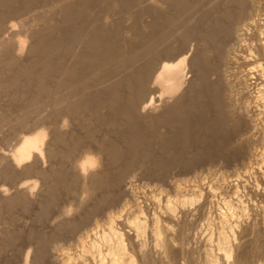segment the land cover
Wrapping results in <instances>:
<instances>
[{
  "label": "bare ground",
  "instance_id": "obj_1",
  "mask_svg": "<svg viewBox=\"0 0 264 264\" xmlns=\"http://www.w3.org/2000/svg\"><path fill=\"white\" fill-rule=\"evenodd\" d=\"M29 18L39 26L31 28ZM18 24L33 38L30 50L37 58L27 68L35 71L29 83L38 87L39 92L30 93L15 117L0 113V125L6 124L11 130L33 127L30 133L25 130L29 134L21 135L18 141V136H14L18 143L8 158L13 164L29 159L20 167L22 172H35L51 181L46 186L48 197L43 201L42 217L55 203L58 189L72 196L70 200L66 198L67 204L58 206L60 210L54 219L57 233L54 230L50 236L42 233L37 236L39 255L51 244L50 239L63 235L72 239L74 247L61 248L60 264H132L135 251L145 252L141 241L146 230L168 252L170 243L163 238L162 229L177 217L178 208L184 209L199 196L205 199L218 194L224 210L217 212L213 247H207L202 254L203 262L196 264H219V258L223 264H248L243 259L245 253H240L242 259L237 258V253L233 260L228 259L234 243L231 236L242 215V209L233 202L238 186L231 184V178L224 175L215 179L217 186H213L215 182L210 185L212 180L205 181L208 185L204 188L197 176L193 175L191 181L186 179L190 183L184 186L183 178L182 183L178 178L177 194L173 196L159 188L161 191L152 197L155 204L162 198L163 205L158 206H162L165 216L156 214L155 208L148 216L144 213L149 209L144 210L146 198L136 191L124 197L121 189L123 180L127 182L124 177L131 172L128 177L132 178L137 165L146 164L145 171L154 172L161 179L171 165H190L192 159L226 162L238 152L232 147L236 141L252 144V138L263 129L253 121L260 119L255 110L264 107V0H0V46L11 55L24 49L26 36L21 38L18 31L12 39L2 35L10 36ZM63 89L65 92H61ZM66 116L69 123L63 119ZM71 117H75V133L66 135L64 127H68ZM261 137L262 141L264 132ZM52 140L58 144L56 149L55 145L53 149L49 147ZM249 148L246 158L255 161H245L248 164L244 162L243 171L251 168L255 174L262 169L264 153L257 145ZM59 153L67 159H76L74 172L63 170L60 165L46 171L37 167L35 161L45 159V154L52 158ZM239 174L236 176L243 175ZM179 232L183 235L182 230ZM9 238L6 235L5 241ZM128 249L133 251L132 255ZM148 262L144 259L142 264Z\"/></svg>",
  "mask_w": 264,
  "mask_h": 264
},
{
  "label": "rangeland",
  "instance_id": "obj_2",
  "mask_svg": "<svg viewBox=\"0 0 264 264\" xmlns=\"http://www.w3.org/2000/svg\"><path fill=\"white\" fill-rule=\"evenodd\" d=\"M165 6H167V5L163 4V7L169 10V7L168 6L165 7ZM41 12H43V11L41 10ZM30 15H33L32 12L30 13ZM31 20H32L31 18L28 19L31 28L39 26V23L37 21H34V22L32 21L31 22ZM48 20H50V19H48ZM48 22L49 21H47L46 24ZM18 27H19V29H18ZM17 29L13 30V32L16 31L14 34H12L13 32L10 34L11 37L7 36V35H9L7 33L5 34V36L2 35V37H9V38L12 39V37L13 38L17 37V35L20 36L21 38H24V36H26L24 38L25 41H26L25 42V47L22 50V51H24V53L21 51V52H19V54L16 53L15 55H11L10 52L6 51L7 49L2 48L3 45L0 46V113L6 112V114L7 115L9 114V116H11L12 118L15 117L16 115H18L17 113L19 112V110H18L19 107H21L22 105L26 104L25 102L28 101L27 99L29 98L30 93H32V92L34 93V91L36 93V91L39 89L38 87H34L33 85H31L29 83V80H30L29 78H31V76L33 75V73H35V71H32L33 69L29 70V68H27L31 64L32 60L37 58L36 57L37 55L32 53L31 50H30L31 49L30 45H31V43L33 41V38L29 34H27L26 32H23V30H22V28H21V26L19 24L17 26ZM17 31H18V34L16 35ZM22 33H24L25 35L22 34ZM13 35H15V36H13ZM9 38H5V40H7V39L9 40ZM25 49H26V52H25ZM6 54L7 55L10 54L11 57H10V55H8V57H7ZM1 55H3V56L1 57ZM14 59H17V60H14ZM28 59H30V60H28ZM3 60H4V62H2ZM26 60H27V62H26ZM14 61H15V63H14ZM18 61H19V63H18ZM28 62H29V64H28ZM16 64H18V65H16ZM24 68H26V69H24ZM12 73H14V74H12ZM26 75L28 76V78H27ZM33 77H34V75H33ZM1 80H4V82L1 81ZM53 81H55L54 77H53V79L52 78L50 79V82L52 84L55 83ZM10 82H11V84H10ZM2 85H4V87H2ZM37 92H39V91H37ZM61 92H65V90L63 89ZM25 98H26V100H25ZM12 99H14V100H12ZM32 107L34 108V105ZM32 107L30 106V108H32ZM31 110L29 111L28 115L31 114ZM259 110L260 111L255 110V113L258 112L257 117H260V119H257V121L256 120L253 121V123L257 122V126H259L261 128L263 127V129H261L260 132H258L256 134V136H254L252 138L253 140L250 139L252 141V144H251V142L249 144L251 145V147H254L255 145H257V148L260 147L259 150L262 149L263 153H264V146H262V145H264L263 144L264 143V139L262 140L263 142L261 141V139L263 138L261 136H262V134L264 132L263 131L264 130V107L259 109ZM259 113H261V115ZM32 114H33V112H32ZM32 114L30 115V119L32 118L31 116H33ZM68 117L66 116V117L63 118V119H65V118L67 119V123H69ZM74 118L75 117H71V121H70V124H68V127H66L67 125L64 127L66 130L64 129L63 133H66V135H68L69 133H72V131H73V133H75L74 132L75 131V122H74L75 120H74ZM5 126H7V125L3 124V123H1V125H0V198L2 197L0 199V234H1L0 235V243L4 242L3 244H0V246H1L0 247V264H23V263L24 264H54V263H56V261L58 259H59L57 261L58 263H56V264H60V255H59V253L61 252L62 249L63 250H65L67 248H71L72 249V247H74V242L72 241V239L63 238V235H59L58 237L52 238L54 240L50 239L48 244L51 243L52 245L50 244L51 246L50 245H48V247L46 246L47 249L44 250L45 252L43 251V253H41V254H43L41 256V255H39V246H40V244H39V242L37 240V236L40 233L48 235V236H50L51 234H54L55 231H56L55 233H57L58 226H56L57 224H56V221L54 220L57 217H55V216H56L57 212L60 210V208L64 204H67L68 200H70V198L72 196L64 195L65 192H63L62 189H58V192L55 195L56 196L55 198H57L56 199L57 203H56V200H55L56 205H55V203H53V205L50 206L49 209H47L48 212L46 211V213H45L46 215L43 216L44 218L41 216V211L43 209V203H44L43 201H45V199L48 197V194H47V191H46L47 190L46 186H48L51 183V181H49V179H47V177H44L43 175H40V174H39V176H40V178H39L38 174L36 175L35 172L34 173L33 172H28V173L22 172L20 167H22V165L25 164V162L28 163L29 159L27 161L21 162V164H16V163L13 164V162L10 161L11 159L8 158V155L11 153L10 151H13L15 149V147L17 145L16 143H18L17 141L19 140L20 136L23 135V134H29L33 127L30 125L31 126V127H29L30 129L22 127L23 129L20 128L21 130L19 128H17V130H11L8 126H7L8 128L5 127ZM67 128H69V129H67ZM25 130L29 131V133L27 131H25ZM47 132H49V131H47ZM259 134H261V135H259ZM14 136H16V137L18 136L17 141H16V137H14ZM47 138L49 140V135H47ZM240 142L241 141H239V142L236 141V143L232 145V147H234V149L236 147L235 151L238 150L237 153L240 152V156L237 155V153H235L236 155L233 154L232 158L230 160L227 159L228 161H226V162H225L224 159H221V160L220 159H208V160H206V159H192L193 161H191L192 164H190V165H187V164H184V163H181V164L177 163L176 165L175 164L171 165V166H174V167L169 166L168 168H170V169L169 170H168V168L166 169V173L168 172L169 174L168 173L167 174L166 173L163 174L164 176H162L161 179L159 178L158 175H157L158 176V178H157V176L153 174L154 172L148 173L147 171H145L144 168H145L146 164H144V166L143 165H141V166L137 165L138 167L137 166L135 167L136 170L134 169L133 170L134 172H132V174L134 173L133 177H132V178L135 177L134 179L129 178V177L132 176L131 172H130V175H127V176L124 177L128 183L123 180L124 183L122 185L121 194H122V196H124V197L127 196V198H128V194H129V196H132V194L135 193V191H136V193L137 192L139 193V194L137 193V195H142V196H144L146 198V204H145L144 210L147 209V207L149 209L145 210L144 213L147 212L146 214L148 216H151L153 211L156 210L157 211L156 214L158 213V214H160L162 216H165V215H163L162 206L161 207L158 206L159 204L163 205L162 198L159 199L158 202H157V199H156L157 203L155 204V200L152 197V194H155V193L159 192V190H160L159 188H161L163 193L165 192V194H168V192H169V195L173 196V194L174 195L177 194L176 193V188L177 187H176L175 183L177 181L179 182V179H180V183H182L181 180L183 178L182 181L184 183H182V184L184 186V184L187 185L188 183H190L191 179L192 178L194 179V176H197L196 179L197 178L200 179V184L202 182V185H203L202 187L204 188V187H207V185H208L206 183H210V182H211L210 185H213V183L215 182L214 185H213V186H215L216 183H217V181L215 179L223 178L221 176L225 175V177L232 179L231 184L233 186H235V187L238 186L239 187V188L236 187L238 189V192H236V194H235L236 198H234L233 202L235 204V207H237L239 209H242V215H241V217H239V220H238L239 222H237V224H236L237 226H235V228H234L236 231H234L233 236H231V237H234V238H232L230 241H231V243L232 242H234V243H232L231 246H230L231 250H232L231 251V255L232 256H230V258L228 257V259L229 260H233L232 258L235 257L236 253H237L236 255H238L237 258L242 259L243 256H241L240 253L242 255L245 253L243 259L244 260L247 259L246 261H247V263L249 262L248 264H250L251 262H252V264H264V175H263L264 174L263 173L264 172L263 171L264 170V166H263L264 164L261 165L262 169H263V170L261 169L262 171L260 170V172H259V170H256L257 174L256 173L254 174L255 169H254V172H253V170L251 168L248 169L246 171V173H245L243 170H246V169H244L243 167H246V164H248L247 162H253V161H255V159L253 160V159H247L246 158L247 155H248L247 153H248V151L250 149L249 148L250 145H248V143L246 141H243L242 144ZM48 143H49V147L51 149H53L54 145H55L54 146L55 149L58 146V144L54 143L53 140L48 142ZM237 144H241L244 148H247V149L249 148V149L248 150L247 149L243 150V147L241 148V145H237ZM61 148H63V147H61ZM240 148H241V150H240ZM245 150H246V152H245ZM242 151L245 152V153H243ZM2 154L4 156H1ZM6 154H7V156H6ZM235 156H237V159L235 158ZM262 156L264 157V154H262ZM47 158L48 157L45 154V159H39L38 161H35L36 163L38 162L37 164H39V165H37V167L38 168L41 167L40 168L41 170L45 169V171H46V170H49L52 167H55V166L58 167L60 165L59 167L61 168V166H62L63 168H61V169H63V170L67 169L69 172L70 171H73V172L75 171V168H74L75 163L74 162H75L76 159H67L65 157H62L60 155V153L57 156H54L52 158H48V159ZM54 158H55L56 162H54ZM32 160L33 159H30V162H33ZM43 160H44V162H43ZM201 160H205V161L201 162ZM261 160L263 162L264 158L261 159ZM245 161H247V162H245ZM35 162H33V163L35 164ZM7 163L10 164V165H8ZM11 164H13V165H11ZM15 164H16V166H14ZM193 164H195V166H193ZM177 165H179V166L177 167ZM18 166H19V168H18ZM70 167H72V168H70ZM184 168H186V169H184ZM239 168L242 170L243 173L240 172L241 170ZM72 169H74V170H72ZM140 169H142L143 171H141ZM18 170H20V172H18ZM251 170H252L253 173L251 172ZM139 171H141V174H140ZM219 171L222 172V173H220ZM135 172L139 173L137 175L138 176L140 175L141 177L143 176L142 172H144V175L148 174V177H150V178H148L146 176H143L144 178L143 177L141 178L140 176L138 177L135 174ZM196 172H197V174H196ZM238 172L240 174H243L244 177H243V175L239 174L240 177H241V179H239L240 177L236 176L238 174ZM32 173H33V175H32ZM152 174H153V176H152ZM170 174L171 175L173 174L172 175L173 178L177 177L175 179L176 181L172 179ZM260 174H261V176H260ZM166 175H168V177H170V178L166 177ZM203 175H204V177H203ZM246 175L248 176V178H247ZM154 176H156V177H154ZM188 177H190V178H188ZM255 177L259 178L260 180L257 181V178H255ZM136 178H138V179H136ZM139 178L141 179V181H139L140 180ZM145 178H148L150 180L148 181V179H145ZM204 178H206V179H204ZM210 178H213V179H210ZM129 179H131V180H129ZM144 179H145V181H144ZM169 179L171 180V182H170ZM186 179H187V181L188 180H190V181L189 182H185ZM134 180H135V182H133ZM163 180H165L164 181L165 184L162 182ZM208 180H212V181L209 182ZM213 180H215V181H213ZM166 181H167V183H166ZM205 181H206V183H203ZM29 183H30V185H29ZM125 183H126L127 187H126V185L124 186ZM146 183H147V185H146ZM182 184H181V186H182ZM20 185H21V187H20ZM26 186L28 188H26ZM128 186H129V189H128ZM167 186H168V188H167ZM123 187L125 189L126 188L127 189L125 190V189H123ZM4 188H5V192L3 194V192L1 193V189H4ZM165 188H166V190H165ZM127 190H128V193H126ZM152 190H153V192H152ZM163 190H165V191H163ZM61 194H62V196H60ZM188 195L187 196L190 197L189 193H188ZM147 196L150 197V198H148ZM68 197H69V199H68ZM201 197H203V196H199L198 197L200 199V202H199L198 198H195L194 200L188 202L186 204L187 206H185L184 209L178 208V213L179 214L177 213V217L172 219L173 220V221L171 220L172 222L169 221L170 223H172L171 226L169 225V222H168L167 228H166L167 230L166 229H162V231H163L162 235L164 236L163 238L167 239V244H169V243L171 244V245L169 244L170 246L168 245V250L170 249L169 251L167 250L168 252L163 251L164 248H162V246H160L161 244L160 243H158L159 245L156 244L152 240L150 232L146 230V232H145L146 235L144 234L142 236V238L144 240L142 239V241H141V242L144 241L143 242V244H144L143 248H145V250H143V251H145V252L142 253V254L140 253L141 254L140 255L138 251H135L134 252V256L131 257L132 260L134 261V262H132V264H140V262L142 264L144 259L147 260V262L149 261L148 262L149 264H152V263L153 264H192V263L196 264V262H203L202 261V258H203L202 254H204V251H205V249L207 247L210 248V246H212L214 238H215V235H216L214 227H215L216 220H217V218H216L217 217V212L220 209L224 210V207L220 203L221 200H220V198H219L220 196L218 194H215V196L210 194V196L206 197V198L204 196L205 199H203ZM147 200H149V201L147 202ZM217 201L219 202V204H218ZM191 202H193V203H191ZM207 204H209L211 206H209ZM54 205H55V207H54ZM56 206L57 207L60 206V208L58 207L59 208L58 209ZM156 207H157V209H156ZM200 207H202V208H200ZM206 211H208V213ZM38 219H40V220H38ZM50 219L53 220L54 222L53 221L49 222V221H51ZM179 219H180V221H179ZM44 220H45V222H44ZM174 220H176L177 222L174 221ZM49 224H51V226ZM180 230L183 231V235H180V232H179ZM211 230L213 231L212 232L213 234H211ZM6 231H7V234H6ZM31 231H33L32 234H31ZM165 232L167 233V235L169 237L166 235ZM170 233H172L173 235L170 234ZM12 234H14V235H12ZM210 234H211L212 237L210 236ZM6 235H8L10 237L9 239H7L8 242H7V240L5 241ZM13 236H14V238H13ZM61 236H62V238H61ZM27 237H29V238H27ZM56 238L57 239L59 238V240L55 241ZM181 240H183L184 242L181 241ZM71 241H72L73 244L71 243ZM135 242L131 241V243H133V244ZM61 243H62V246H61ZM128 243L130 244V242L127 241V247L130 246V245H128ZM7 244H9V245H7ZM66 244H68V245H66ZM173 245H175V246H173ZM233 245H235L234 248H233ZM62 247H65V249L62 248ZM236 247H238L237 250H236ZM49 248H50V250H49ZM233 249H234V251H233ZM129 250L130 249H128V251ZM132 252L133 251H129V253H131V255L133 254ZM232 253H234V254H232ZM34 255H36V256H34ZM164 256H166V257H164ZM250 257H252V259ZM55 259H56V261H55ZM219 259L221 260V261L219 260V262H220L219 264H223L222 258H219ZM192 260H193V262H192ZM250 260H251V262H250ZM92 264H96V263L93 262ZM197 264H199V263H197Z\"/></svg>",
  "mask_w": 264,
  "mask_h": 264
}]
</instances>
